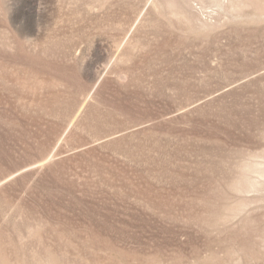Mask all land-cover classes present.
Returning <instances> with one entry per match:
<instances>
[{
	"label": "rangeland",
	"instance_id": "rangeland-1",
	"mask_svg": "<svg viewBox=\"0 0 264 264\" xmlns=\"http://www.w3.org/2000/svg\"><path fill=\"white\" fill-rule=\"evenodd\" d=\"M0 264H264V0H0Z\"/></svg>",
	"mask_w": 264,
	"mask_h": 264
}]
</instances>
